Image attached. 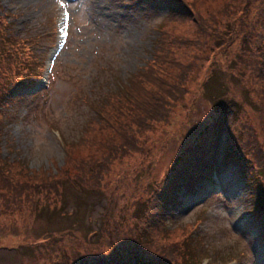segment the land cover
Listing matches in <instances>:
<instances>
[{
	"label": "rangeland",
	"instance_id": "rangeland-1",
	"mask_svg": "<svg viewBox=\"0 0 264 264\" xmlns=\"http://www.w3.org/2000/svg\"><path fill=\"white\" fill-rule=\"evenodd\" d=\"M224 2L206 0L203 7L214 9ZM229 6L228 17L215 23L217 34L206 37L197 53L186 100L176 105L167 127L138 137V153L116 160L104 179L103 195L67 189L64 204L56 210L46 208L54 210L51 218H29L26 204L21 211H0V264L52 263L63 246L71 248L78 236L91 237L108 204L113 222L123 220V214L131 217L168 167L196 143V134L216 116L214 103L205 96L208 91L201 90L211 71L221 72L214 85L224 83L232 101L226 128L233 126L231 116L238 101L243 123L253 127L264 145V100L249 94V85L242 80L231 78L253 62V54L244 53L243 46L253 53L264 47V0ZM64 13L68 16L62 24ZM166 21L170 16L163 0H0V61L7 66L0 72L2 158L12 166L23 160L29 171L54 172L60 167L66 152L63 144L76 141L93 116L89 103L100 100L118 79L123 81L151 59ZM59 30L62 37L57 44ZM171 30L166 24L165 32ZM261 60L264 65V53ZM6 85L9 89L2 92ZM226 136L224 128L215 161L219 173L202 179L192 193L183 194L181 189V203L166 225L192 222L206 212L207 218L196 227L203 245L199 264H264V236L260 222L251 219L255 214L249 180L238 165L222 163ZM80 249L84 255L100 251L89 242L81 243Z\"/></svg>",
	"mask_w": 264,
	"mask_h": 264
},
{
	"label": "trees",
	"instance_id": "trees-1",
	"mask_svg": "<svg viewBox=\"0 0 264 264\" xmlns=\"http://www.w3.org/2000/svg\"><path fill=\"white\" fill-rule=\"evenodd\" d=\"M163 1L170 21L160 26L159 46L156 41L151 59L123 81L118 79L114 89L105 91L100 100L89 103L93 116L76 141L63 144L66 152L60 167L54 172L29 171L23 160L12 166L2 158L0 150L1 212L21 211L26 204L29 218L30 215L51 218L57 205L65 203L67 189L103 195L104 179L116 160L138 153V137L156 131L160 126L167 127L176 105L186 100L187 81L198 59L197 53L203 48L206 37L217 34V19L228 17L230 2L237 5L246 0H226L214 9L203 7L206 0ZM166 24H171L170 32H165ZM172 34L175 36L169 38ZM243 49L247 55L253 54V62L239 69L236 76L232 75V81L242 80L244 85H249V94L252 92L264 100V65L261 60L264 47L258 46L259 51L255 53L250 47L243 46ZM5 67L6 63L0 61V72ZM220 75L221 72L211 71L201 86L203 92L208 91L205 96L214 103L216 116L196 134V143L185 148L160 182L154 184L150 197L138 203V208L130 213L131 217L123 214V220L117 222L110 219L108 204L100 226L91 237L86 240L78 236L71 248L63 246L55 261L49 264H199L197 257L203 245L196 227L202 218H207L206 212L198 220L174 227H168L166 222L172 220L181 203V189L184 193H192L202 179L211 177L214 172L219 173L215 161L224 128L227 136L222 163L238 165L249 180L253 192L250 196L253 198L251 212L255 214H251V219L260 222L264 236V145L260 144L258 136L256 138L253 127L243 123L240 116L243 109L238 101L233 102L236 107L231 116L233 126L227 125L226 128L228 103L232 101L227 99L229 95L225 93L224 83L214 85ZM6 87L9 89L10 85H6L2 92ZM77 151L81 154H76ZM150 190L148 184L147 191ZM111 199L109 202L113 205ZM47 207L54 210L47 211ZM83 242H89L100 251L84 255L80 249ZM247 244L244 243L245 247ZM100 247L106 249L101 251Z\"/></svg>",
	"mask_w": 264,
	"mask_h": 264
},
{
	"label": "snow or ice",
	"instance_id": "snow-or-ice-1",
	"mask_svg": "<svg viewBox=\"0 0 264 264\" xmlns=\"http://www.w3.org/2000/svg\"><path fill=\"white\" fill-rule=\"evenodd\" d=\"M67 16H68V14L64 13V18L61 21L62 24L65 23V21L67 20Z\"/></svg>",
	"mask_w": 264,
	"mask_h": 264
},
{
	"label": "bare ground",
	"instance_id": "bare-ground-1",
	"mask_svg": "<svg viewBox=\"0 0 264 264\" xmlns=\"http://www.w3.org/2000/svg\"><path fill=\"white\" fill-rule=\"evenodd\" d=\"M61 33V32H60ZM59 37V36H58Z\"/></svg>",
	"mask_w": 264,
	"mask_h": 264
}]
</instances>
